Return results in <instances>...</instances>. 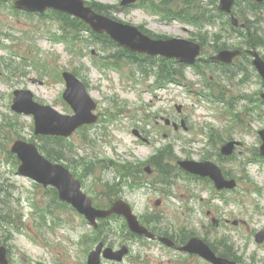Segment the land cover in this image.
<instances>
[{"label": "rangeland", "instance_id": "obj_1", "mask_svg": "<svg viewBox=\"0 0 264 264\" xmlns=\"http://www.w3.org/2000/svg\"><path fill=\"white\" fill-rule=\"evenodd\" d=\"M85 1L107 6L112 16L152 36L203 41L197 67L202 72L190 67L180 83L156 89L151 72L143 75L128 53L70 27L64 15L62 22L52 10L38 15L0 2V245L9 248V264H87L99 240L130 246L129 256L117 264H184L181 259L194 264L193 258L156 240L132 238L118 216L95 230L50 187L18 173L19 162L10 151L16 139L44 142L62 151L61 161L80 177L97 207L107 208L123 198L157 232L179 240L199 236L238 264H264V242L255 239L264 229L259 135L264 128L263 80L246 52L230 69L206 62L222 45L255 48L264 57V6L237 0L235 16L250 27L243 32L232 30L230 16L218 9L219 0H179L177 5L174 0L128 5H121L122 0ZM155 7L166 14L171 10L201 16V22L168 20ZM65 70L86 83L102 118L59 142L61 147L51 139H35L33 117L14 112L12 103L15 90L30 89L39 102L70 113L63 99ZM163 117L179 123L184 118L189 129L175 131ZM136 127L150 135L149 143L132 133ZM232 139L243 145L233 155L222 156L221 146ZM182 159L215 161L237 180V188L218 191L209 179L180 170L177 162ZM212 217L219 219L218 225Z\"/></svg>", "mask_w": 264, "mask_h": 264}, {"label": "water", "instance_id": "obj_2", "mask_svg": "<svg viewBox=\"0 0 264 264\" xmlns=\"http://www.w3.org/2000/svg\"><path fill=\"white\" fill-rule=\"evenodd\" d=\"M134 0H125L123 3ZM234 0H221V9L231 11ZM17 4L21 7L30 9L44 10L47 6L69 11L87 22L97 32H107L123 45H127L135 51L149 52L150 54H162L168 57H177L180 61L194 62L201 47L198 43L180 39H152L143 34L138 28L112 20L109 17L98 14L90 7H85L82 0H18ZM239 51H222L216 58L230 62ZM254 60L259 72L264 77V61L258 53L254 52ZM68 88L65 98L72 104L76 114L64 115L50 106H43L33 101V94L30 91H17V97L13 108L19 112L33 113L36 118V133L43 134H71L78 126L83 123L93 122L97 119L92 114L96 108L95 102L88 95L84 84L71 73H64ZM264 139V130L261 131ZM234 142H230L223 148L226 154L232 153ZM12 150L18 153L22 164L20 172L32 176L44 183L45 186L53 184L58 187L62 199L74 204L77 209L84 213L91 222L95 224L97 217H105L113 212L124 214L130 227L137 232L144 233L146 229L142 227L135 215H133L129 204L123 200H118L108 210L96 209L92 206V200L84 194L80 187L81 184L70 171L61 164H53L42 156L36 145L18 140L14 143ZM264 153V145L262 147ZM180 164L189 171L202 175H210L219 188L234 187L235 181L224 179L221 169L212 162L184 161ZM261 241L264 238V231L257 235ZM102 244L90 255L89 264H100V252ZM191 252H198L215 264H236L228 259L217 257L214 252L201 240L193 238L186 247ZM126 250L113 253L111 248L105 250V256L109 258L122 259ZM0 263L7 264L6 248L0 247Z\"/></svg>", "mask_w": 264, "mask_h": 264}, {"label": "trees", "instance_id": "obj_3", "mask_svg": "<svg viewBox=\"0 0 264 264\" xmlns=\"http://www.w3.org/2000/svg\"><path fill=\"white\" fill-rule=\"evenodd\" d=\"M93 4V6L98 10V11H103V12H107L108 13V7L107 6H103V5H101V4H97V3H92ZM178 16L180 17V18H185L186 16L185 15H182V14H178ZM66 17H68L67 15H66ZM69 18V17H68ZM192 19L194 20V19H196V17H192ZM76 25H78V24H81V25H83L84 27H88L87 25H85L83 22H76L75 23ZM247 27H249V25L247 26ZM106 37V36H105ZM107 38V37H106ZM111 42V41H110ZM250 43H251V45H255L253 42H251L250 41ZM134 58V59H133ZM131 60H133V62L135 63V62H137L138 64H141L142 62V60L144 61V59L143 58H141V57H139V56H134L133 57V55H132V59ZM183 67H181V75L182 74H184V72H183ZM162 74H163V76L165 77V79L166 80H170V78H172V76H173V74H172V71H171V69L168 67L167 69H165V70H163L162 71ZM41 147V149L47 154V156H49L50 158H52V159H54V160H59V159H62L63 158V156H62V154L60 153V152H58V151H55V150H53V149H49V147H46L45 145H41L40 146Z\"/></svg>", "mask_w": 264, "mask_h": 264}]
</instances>
